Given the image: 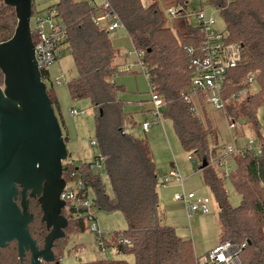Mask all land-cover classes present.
Wrapping results in <instances>:
<instances>
[{
	"label": "trees",
	"instance_id": "16d2710c",
	"mask_svg": "<svg viewBox=\"0 0 264 264\" xmlns=\"http://www.w3.org/2000/svg\"><path fill=\"white\" fill-rule=\"evenodd\" d=\"M105 1L133 49L141 54L142 72L162 101V119L171 121L185 151L199 154L206 161L204 167L200 165V174L218 208V242L243 244L238 253L240 264H264V137L259 134L261 124L257 116L264 105V0H208L223 20L226 42L240 45L239 60L225 72L222 82L223 113L227 119L243 120L262 146L258 153L245 149L231 154L228 160H233L234 166L226 175L214 164L223 147L218 143L216 128L183 100L191 86L192 60L201 48L198 27L190 24L184 32L172 31L164 25V17L154 1L145 5L141 0ZM190 1L177 0L180 14ZM50 9H55L64 25L63 47L76 69V75L67 82L69 95L72 99L89 98L94 111V140L99 153L105 156L104 172L111 193H107L99 175L88 169L87 161L72 166L67 160L68 152L62 161V174L65 177L69 171H78L91 189L92 202L98 209L123 214L126 227L111 231L102 239L108 249L133 256L132 263L105 257L76 264H195L191 240L179 237L173 227L161 222L159 182L151 148L146 138L127 130L135 121L132 113L123 112V101L117 97L120 86L113 78L121 72V66L112 62L116 49L109 32L100 30L92 21L97 7L86 0H56L46 11ZM34 12L31 0V14ZM15 26L14 9L0 6V42L11 37ZM31 39L34 42L32 34ZM40 76L45 82L49 79L48 70H41ZM251 83L257 89L249 93ZM46 92L52 106L58 109L55 95ZM243 92L245 96H241ZM225 180L240 196L237 206L228 201ZM64 215L67 234L87 229L84 218L74 215V208ZM56 261L54 264H60Z\"/></svg>",
	"mask_w": 264,
	"mask_h": 264
},
{
	"label": "rangeland",
	"instance_id": "374dc122",
	"mask_svg": "<svg viewBox=\"0 0 264 264\" xmlns=\"http://www.w3.org/2000/svg\"><path fill=\"white\" fill-rule=\"evenodd\" d=\"M34 5V13L30 20V26L34 25L33 17L38 16L46 19L42 22V27H47V21L56 22L58 17L48 19L46 8L53 5L56 0H32ZM91 4L101 5L102 0H86ZM145 5L151 1L156 2L158 9L164 17V25L169 27L174 32H184L190 24L196 23V13L202 11L205 19L213 17L215 20L214 28L221 33L225 32L223 20L218 10L208 3V0H191L187 3L183 13L180 14L181 6L177 0H141ZM1 3V2H0ZM4 6V5H1ZM171 8L175 15L170 16L167 9ZM16 18V17H15ZM111 44L116 49L115 55L112 57L113 63H123L120 67L121 72L113 78L115 83L120 86L117 90V97L123 101L122 110L124 113H132L135 124L127 126V130L134 136L146 138L152 150L153 158L156 164L159 177L165 174L174 162L179 173L183 178V191L190 192L191 190L205 196L206 200L212 205L211 213L208 215H200L199 220L195 225L199 227H210L215 223L217 215V205L211 197L209 188L203 183L198 167L201 164L202 158L199 154L185 151L180 145L178 138L173 130L172 123L169 119H162L164 127V135L160 124L153 125L148 131H143L141 123L144 120L141 111L151 106L150 92L147 81L140 66L136 62L134 49L125 30L120 27L115 31L108 33ZM130 66V67H129ZM49 79L45 80L46 90L54 94L58 100V109L53 107L54 113L61 127L67 152L70 154L67 160L72 166L78 165L82 161H89L99 153L97 147L90 145V140L95 138V119L94 111L89 98L72 99L67 89V82L76 75V69L71 55L65 47H62L59 58L48 67ZM1 73V72H0ZM55 78L60 79V83H55ZM3 76L1 74L2 85ZM257 89L255 83H251L248 92H254ZM245 92L241 96H245ZM142 102L139 104V101ZM74 109L75 114H70V110ZM203 119L210 123L209 116L211 113L206 112L202 108ZM258 120L261 124L259 134L264 137V105L257 112ZM150 117V115H149ZM237 132V134L234 133ZM234 145L236 149L244 147L248 142L255 147L257 143V135L243 121H238V126L232 130ZM166 136V137H165ZM218 143L223 144V140L218 134ZM169 144V145H168ZM241 145V146H240ZM212 147V146H211ZM193 157V161L189 158ZM227 166L233 167L234 161L229 159ZM230 168V169H231ZM222 173L223 169L218 168ZM102 183L105 185L108 194L111 193V187L106 174L100 176ZM157 186V191L160 194V214H171V223L175 225V232L179 237H185L193 241L187 227V218L185 212L181 215H174L178 210L180 201L173 199L175 193H180L181 184L176 182H168L165 185ZM225 190L228 201L231 206H237L240 202V196L234 191L231 183L225 180ZM192 192V191H191ZM89 197L93 199L91 189L88 190ZM212 202V203H211ZM181 204V203H180ZM92 211L97 219L99 231L107 234L111 231H122L126 227V222L123 214L118 210H102L98 209L93 204ZM88 224V222H86ZM193 224V226H195ZM174 228V226H171ZM213 228V226H212ZM214 230V228H213ZM195 243H202L203 238L197 236ZM60 248L55 251V258L60 264H76L92 262L100 258H114L124 260L128 263L133 262V256L130 254H119L115 251L108 250L106 253L99 249L94 232L88 229L83 232L67 234L60 239Z\"/></svg>",
	"mask_w": 264,
	"mask_h": 264
},
{
	"label": "water",
	"instance_id": "95a60500",
	"mask_svg": "<svg viewBox=\"0 0 264 264\" xmlns=\"http://www.w3.org/2000/svg\"><path fill=\"white\" fill-rule=\"evenodd\" d=\"M1 5L14 9L16 26L11 37L0 42V242L27 239L13 202L18 184L39 197L42 219L49 229L44 251L34 252L32 264H39V257L52 262L53 241L66 236L68 225L60 199L67 150L34 59L31 0H1ZM205 165L202 160L201 167Z\"/></svg>",
	"mask_w": 264,
	"mask_h": 264
},
{
	"label": "built area",
	"instance_id": "2783aa9c",
	"mask_svg": "<svg viewBox=\"0 0 264 264\" xmlns=\"http://www.w3.org/2000/svg\"><path fill=\"white\" fill-rule=\"evenodd\" d=\"M167 13L170 16L175 15L171 8L167 9ZM30 34L34 36L33 51L34 59L39 72L41 70H48V67L52 65L60 56V51L63 47V41L65 38L64 25L58 18L56 22L47 21V27H42V22H46L38 16L33 17L34 25L30 26ZM47 18H56L55 9L47 11ZM196 27L199 29L201 48L199 53L192 60V75L191 86L189 92L183 95V100L191 104L192 111L203 119L202 105L207 111H221L223 112V102L221 99L222 82L225 77V72L236 65L240 56V45L236 43L226 42V31L224 33L218 32L214 28L215 20L213 17L205 19L202 11L196 13ZM94 24L100 29L108 32L119 29L121 23L118 18L111 12L108 3L103 0L102 4L97 8L92 17ZM136 56V62L143 70V64L140 59V52L134 50ZM252 79L247 77V81ZM55 83L59 84L60 79L55 78ZM148 89L150 92V101L152 103L151 118L146 119L141 123L143 131H148L152 124L158 123L162 125L161 108L162 101L160 97L154 92L151 84L147 79ZM202 99V100H201ZM202 103V104H201ZM74 109L70 110V114H75ZM238 126V121L227 119V129L229 131L235 130ZM90 145L96 147L95 140H90ZM262 146L257 144L252 147V143L248 142L244 147L236 149L232 143L224 144L220 153L214 161V164L223 169L222 173L226 175L230 169L227 166L228 157L231 154H239L245 149H250L255 152H259ZM193 161V157L189 158ZM104 161L105 156L98 153L92 159L87 161V167L89 170L95 172L99 177L104 174ZM63 173V171H62ZM62 177L65 181V185L60 194V199L64 201L63 214L68 212L71 208H74V215L77 217L82 216L85 220L86 227L89 231L94 232L96 235V241L99 249L103 252H107L108 249L102 237H107L99 231L97 219L93 214L92 207L93 202L89 197L88 190L81 174L72 170L67 172V175ZM182 176L178 171L177 166L173 162L170 169L162 176L160 185H165L168 182L182 183ZM173 199L180 201L186 211L188 218L193 215L206 213V206L204 205V199L197 197L194 192L175 193ZM121 241V240H120ZM122 242H126L123 240ZM243 246L236 245L230 241L218 242L205 254L199 256L195 260V264H240L238 253Z\"/></svg>",
	"mask_w": 264,
	"mask_h": 264
},
{
	"label": "flooded vegetation",
	"instance_id": "af4514ba",
	"mask_svg": "<svg viewBox=\"0 0 264 264\" xmlns=\"http://www.w3.org/2000/svg\"><path fill=\"white\" fill-rule=\"evenodd\" d=\"M16 192L13 202L18 209V223L23 225L26 232V238H22L20 242L16 238L4 239L0 242V264H32V256L34 252H43L46 244V238L49 229L43 221V212L38 201L37 195H31V190H23L18 184L15 185ZM62 239V238H60ZM60 239L53 241L52 251L54 253V261L46 262L39 257V264H54L56 261L55 251L62 247Z\"/></svg>",
	"mask_w": 264,
	"mask_h": 264
},
{
	"label": "crops",
	"instance_id": "0c3cea01",
	"mask_svg": "<svg viewBox=\"0 0 264 264\" xmlns=\"http://www.w3.org/2000/svg\"><path fill=\"white\" fill-rule=\"evenodd\" d=\"M102 2H103V0H102ZM92 5L96 6L97 8L100 6V5H96V4H92ZM122 64L123 63H120L121 66H122ZM48 73H49V71H48ZM145 78H146V76H145ZM146 81H147V78H146ZM141 102H142V100L139 101V104ZM202 108L206 112L211 113L210 116H209L210 123H211L212 126H214L216 128L218 134H220V137L223 140V144L222 145L228 144V143H232L234 145V139H233V136H232V133H231L232 131H229L227 129V118L225 117L224 113L221 112V111H211V112L207 111L206 108L203 105H202ZM151 109H152V107L149 106V107H147V108H145L144 110L141 111L142 116H144V120L151 118ZM149 115H150V117H149ZM157 124L158 123H154V124L151 125V127L153 125H157ZM161 127H162L164 135H166L165 132H164L163 125H161ZM234 133L237 134V132H235V131H234ZM151 152H152V150H151ZM152 157H153V154H152ZM153 160H154V158H153ZM154 163H155V161H154ZM155 167H156V164H155ZM198 171L200 172V166L198 167ZM156 175H157V179L159 181V180H161V178H162V176L164 174H162L159 177V173H158L157 168H156ZM180 186H181V190H183V180H182V183H181ZM191 191L194 192L197 197H201V198L204 199V205L206 206V210H207L204 215L210 214L211 213V209H212L211 207H212L213 204L211 205L210 202H208L206 200L205 196H202L200 193H197L194 190H191ZM157 194H158V198H159L160 194H159L158 191H157ZM211 197H212V195H211ZM212 199H213V197H212ZM180 203H179V207L180 208H178V210L173 213L174 215H176V213L181 215L184 212L186 214V211H185V208H184L183 204L182 203L180 204ZM159 204H160V198H159ZM178 211H180L181 214ZM199 217H200V214L193 215L190 218H188L187 215H186L187 222H188L187 223V227L189 229L190 236L193 239V241L191 240V242H192L193 252H194V255L196 256V258L201 256V255H203V254H205L214 245H216L218 243V234H217L218 232H217V227H216L215 223L212 224L214 230H213V228L211 226V232H210V227H208V226L199 227V226H197V224L195 225V222H197L199 220ZM161 222L164 225H167V226H174V229H175V226H177L174 223H171V214L170 215L168 214V216L165 213L161 214ZM193 224L195 226H193ZM199 235H200V238H203V241H202V243H195V240H196V238H198L197 236H199ZM183 238H185V237H183Z\"/></svg>",
	"mask_w": 264,
	"mask_h": 264
}]
</instances>
